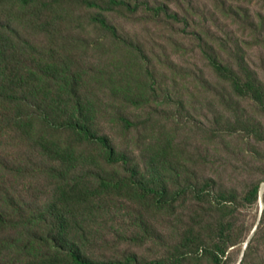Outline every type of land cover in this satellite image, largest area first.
I'll return each instance as SVG.
<instances>
[{
	"label": "rangeland",
	"instance_id": "rangeland-1",
	"mask_svg": "<svg viewBox=\"0 0 264 264\" xmlns=\"http://www.w3.org/2000/svg\"><path fill=\"white\" fill-rule=\"evenodd\" d=\"M117 1L0 0V264H264V0Z\"/></svg>",
	"mask_w": 264,
	"mask_h": 264
},
{
	"label": "trees",
	"instance_id": "trees-1",
	"mask_svg": "<svg viewBox=\"0 0 264 264\" xmlns=\"http://www.w3.org/2000/svg\"><path fill=\"white\" fill-rule=\"evenodd\" d=\"M24 3H28L33 0H18ZM112 4H122L123 2L117 0H110ZM173 18H177L176 14L171 15ZM14 44H8V40L0 34V118H2L6 126L14 131V135L22 136L29 140H34L35 136L31 135L32 123L29 114L26 110L29 99L34 97V89L31 86V82H28L19 71V63L16 60V54H10L9 49H14ZM221 68V67H220ZM224 70V68H221ZM230 75L232 74L229 73ZM233 85L237 91L254 89V82L249 81L241 82L239 76L233 73ZM257 90L253 92L258 93ZM96 138L108 151V155L112 160H122L126 162L124 156L113 157L114 149L109 140L105 136L91 135ZM22 142V141H21ZM1 160V158H0ZM146 190L154 191L153 188H146ZM0 186V200H2ZM7 206L0 203V221L3 219L2 215L8 214ZM72 258L75 264H129L131 261H135L134 256H128L124 261H98L94 262L87 258H84L80 251L74 250L72 252ZM137 264H158L153 262L137 263Z\"/></svg>",
	"mask_w": 264,
	"mask_h": 264
}]
</instances>
